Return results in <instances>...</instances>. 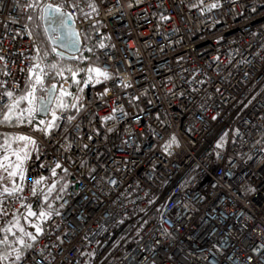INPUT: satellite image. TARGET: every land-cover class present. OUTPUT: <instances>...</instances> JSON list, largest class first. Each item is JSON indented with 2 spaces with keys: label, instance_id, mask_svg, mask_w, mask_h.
Instances as JSON below:
<instances>
[{
  "label": "built area",
  "instance_id": "built-area-1",
  "mask_svg": "<svg viewBox=\"0 0 264 264\" xmlns=\"http://www.w3.org/2000/svg\"><path fill=\"white\" fill-rule=\"evenodd\" d=\"M45 4L71 16L74 59L49 44ZM40 41L76 71H51L55 96L82 107L57 110L48 135L22 131L38 146L24 183H55L59 215L14 264H264V0H0V93L27 90ZM2 206L0 228L25 212Z\"/></svg>",
  "mask_w": 264,
  "mask_h": 264
},
{
  "label": "snow or ice",
  "instance_id": "snow-or-ice-1",
  "mask_svg": "<svg viewBox=\"0 0 264 264\" xmlns=\"http://www.w3.org/2000/svg\"><path fill=\"white\" fill-rule=\"evenodd\" d=\"M216 5H212L215 7ZM18 7L22 9L32 8L34 4L28 2L24 5L18 4ZM89 7L92 11H96L94 4H89ZM42 18L49 22V27L53 28L54 32H59L60 29L67 30L68 24L67 21L71 17L62 10V7L59 5L45 4L42 9ZM87 15V14H86ZM31 19V17H28ZM15 23V21H13ZM55 39L59 40L60 36L56 35ZM103 48L105 45L101 43L99 45ZM4 57L0 56V60H3ZM46 55L40 56L39 52L36 57H34V63L29 67V77L28 83L26 85L27 91L25 94L17 97L14 94V90H5L3 93H0V99L7 97L11 103L5 106L3 111L2 118H0V124H8L11 121H15L18 124L28 123L32 124L35 120V116L39 113H49L51 112L50 120H40L39 125L36 130L40 131L44 135H48L52 129L57 127L56 121L59 119L57 115V110L61 112L66 111L69 108L80 110V107L76 103L68 104L65 103L64 97L70 96L71 93L67 92L65 89H60V96H55L56 86L53 85L50 88L46 89L48 99H44L43 102H40L35 95L38 88L44 87L45 77L48 75L49 71H55L56 75L63 76L65 71H68L72 74L73 79H75L76 71H73L71 68H58L56 64H47ZM6 67V65H5ZM89 80L93 79L91 73H95L96 82H99V79L107 80L109 79L110 74L106 71H103L99 68H89ZM5 75H8L5 72ZM87 82V81H85ZM4 81H0V88L5 87ZM128 87V85H125ZM75 99H79L78 97ZM22 102L27 103L26 108H21L20 105ZM53 103L55 107L53 108ZM113 113L117 111H122V109L114 108ZM113 116L105 117L104 119H113ZM68 120L74 119L72 116L67 117ZM172 142L175 143V137H172ZM223 142V138L221 143ZM16 145V147H13ZM219 146V145H218ZM86 147V146H85ZM170 147V145H166ZM38 146L36 141L30 136L18 135L12 138L5 137L3 142L0 143V197H3L4 200H0V218L7 216V210L3 207V203L7 198L13 197L16 200L21 202V207L25 209L24 213L13 214L12 219L5 221L8 225L7 227L0 228V232L4 235L0 238V245H4L7 254L0 253V260L12 257L14 254V260H22L23 252L25 249H30L34 246L33 243L38 240V237L44 233L43 225L47 222L53 215H59L52 204L49 202V198L52 195L53 190L55 189V183L47 185L45 177L41 176L38 180L31 181L25 185L26 177V162L29 159L30 152L37 150ZM59 163L56 164V168H60ZM67 173V169L63 170ZM52 176H56L55 169L51 170ZM43 185V187H42ZM28 187L31 196L33 198L40 197L43 201L42 204L36 205V210L34 211L32 205L27 202L28 198L23 195L25 187ZM63 191V189H61ZM59 198V197H57ZM29 218H34L35 222L29 224V227L33 228L35 231H28L22 224L21 220L27 221ZM13 234L14 244L20 245L19 248H16L14 244L8 243V234Z\"/></svg>",
  "mask_w": 264,
  "mask_h": 264
},
{
  "label": "rangeland",
  "instance_id": "rangeland-1",
  "mask_svg": "<svg viewBox=\"0 0 264 264\" xmlns=\"http://www.w3.org/2000/svg\"><path fill=\"white\" fill-rule=\"evenodd\" d=\"M41 43H39V53H40V56H45L46 55V63L51 65L53 64V62L49 61V55H48V49H46V47L44 46V43L42 41H40ZM60 65L59 63H57V67L60 68ZM51 71V70H50ZM49 71V72H50ZM54 73V71H53ZM49 74V73H48ZM53 76V75H52ZM53 78V81L51 83H54V77ZM45 85H50L51 83H48V80H47V76L45 77ZM45 90L46 88H38L35 95L37 96V98L41 97V96H44L45 95ZM27 91V90H26ZM26 91H24L21 95L25 94ZM21 108H26L27 107V103L26 102H22L21 105H20ZM3 114V113H2ZM2 118V115L1 117ZM43 117L41 118H37L35 116V120L32 124H28V123H23V124H18L16 123L14 120L9 122L8 124H0V143L3 142L4 138L5 137H9V138H12V137H15V136H18V135H24V136H27L25 135L24 133H22V131H26V130H31V131H37L36 129L38 127H41V125H39V121L42 120ZM9 129H14V130H9ZM13 147H16V145H13ZM34 211L36 210V208L33 209ZM32 222H35L34 218H29L27 221L25 220H21V224L28 230V231H32L34 232L35 230L31 227H29V224L32 223ZM4 235V234H3ZM3 237V236H2ZM8 243L9 244H14V237H13V234H8ZM31 243V241H30ZM14 246L16 248H19L20 245L18 244H14ZM28 251V249H25L23 254L26 253ZM0 253H4L5 255L7 254V250L5 248L4 245H0ZM22 254V255H23ZM16 262V260H14V254L12 257H8L6 259H3V260H0V264H14Z\"/></svg>",
  "mask_w": 264,
  "mask_h": 264
},
{
  "label": "water",
  "instance_id": "water-1",
  "mask_svg": "<svg viewBox=\"0 0 264 264\" xmlns=\"http://www.w3.org/2000/svg\"><path fill=\"white\" fill-rule=\"evenodd\" d=\"M63 11L65 13H67L65 10H63ZM41 23H42V27H43V30L45 32V35L47 37L49 44L52 47H54L55 54L58 56H61L63 58H66V59H70V60L74 59L75 58L74 54L79 49L80 39H79V35H78V33L74 27V22H73L72 18L67 21V24H68L67 30L60 29L59 32L53 31V28H55V25H53L51 28L49 27V22L42 18V14H41ZM56 35L60 36L59 40L55 39ZM53 85L56 86L55 83H51L50 85H48L47 88H50ZM48 98L49 97H47V93L45 90V95L39 97L38 100L40 102H43L44 99H48ZM45 115L46 114L43 112L38 114V116H40V117L45 116Z\"/></svg>",
  "mask_w": 264,
  "mask_h": 264
},
{
  "label": "trees",
  "instance_id": "trees-1",
  "mask_svg": "<svg viewBox=\"0 0 264 264\" xmlns=\"http://www.w3.org/2000/svg\"><path fill=\"white\" fill-rule=\"evenodd\" d=\"M29 13H31V11L29 12ZM53 76H52V72L50 71L49 72V74L47 75V80H48V83H51L52 81H53V78H52ZM36 117L37 118H41L40 116H38V115H36ZM64 177L61 179V181H60V185H59V188H63V183H64Z\"/></svg>",
  "mask_w": 264,
  "mask_h": 264
}]
</instances>
